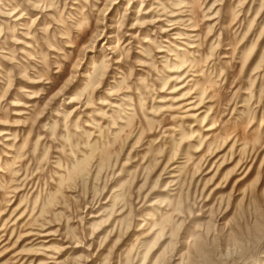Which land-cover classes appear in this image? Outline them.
I'll return each instance as SVG.
<instances>
[{"label": "rangeland", "instance_id": "rangeland-1", "mask_svg": "<svg viewBox=\"0 0 264 264\" xmlns=\"http://www.w3.org/2000/svg\"><path fill=\"white\" fill-rule=\"evenodd\" d=\"M0 264H264V0H0Z\"/></svg>", "mask_w": 264, "mask_h": 264}]
</instances>
